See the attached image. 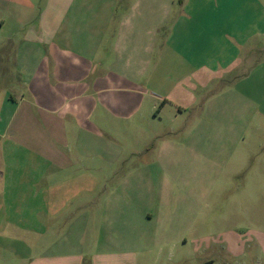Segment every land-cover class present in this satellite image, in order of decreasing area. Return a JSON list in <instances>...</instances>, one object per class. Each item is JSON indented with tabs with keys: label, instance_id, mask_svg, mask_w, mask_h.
<instances>
[{
	"label": "crops",
	"instance_id": "1",
	"mask_svg": "<svg viewBox=\"0 0 264 264\" xmlns=\"http://www.w3.org/2000/svg\"><path fill=\"white\" fill-rule=\"evenodd\" d=\"M254 5L258 15L250 0H0V236L40 242L24 261L138 264L155 216L140 213L138 165L125 161L149 153L165 121L203 116V91L264 42ZM75 212L80 243L98 224L101 251L44 243Z\"/></svg>",
	"mask_w": 264,
	"mask_h": 264
},
{
	"label": "rangeland",
	"instance_id": "2",
	"mask_svg": "<svg viewBox=\"0 0 264 264\" xmlns=\"http://www.w3.org/2000/svg\"><path fill=\"white\" fill-rule=\"evenodd\" d=\"M250 1L258 15L254 3L264 0ZM251 44L258 48L203 91V116L165 121L150 152L125 161L138 165L140 213L155 216L150 227H140L151 239L136 249L138 264H264V42ZM121 140L137 150L144 141ZM76 214L57 220L56 234L44 243L55 244L59 254L66 240L80 248L69 252L101 251L98 224L80 243L82 215ZM39 243L33 235H1L0 264H32L23 256L35 257Z\"/></svg>",
	"mask_w": 264,
	"mask_h": 264
},
{
	"label": "trees",
	"instance_id": "3",
	"mask_svg": "<svg viewBox=\"0 0 264 264\" xmlns=\"http://www.w3.org/2000/svg\"><path fill=\"white\" fill-rule=\"evenodd\" d=\"M204 264H213V263H212V261H209V262H206V263H204Z\"/></svg>",
	"mask_w": 264,
	"mask_h": 264
}]
</instances>
